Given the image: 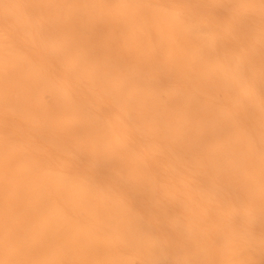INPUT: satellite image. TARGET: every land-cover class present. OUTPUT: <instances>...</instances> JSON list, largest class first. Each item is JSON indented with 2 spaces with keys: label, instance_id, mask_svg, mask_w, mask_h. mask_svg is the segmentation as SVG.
<instances>
[{
  "label": "snow or ice",
  "instance_id": "snow-or-ice-1",
  "mask_svg": "<svg viewBox=\"0 0 264 264\" xmlns=\"http://www.w3.org/2000/svg\"><path fill=\"white\" fill-rule=\"evenodd\" d=\"M24 7L22 33L10 14L0 24V48L47 53L77 81L75 110L48 111L38 87L47 78L37 70L22 88L15 63L0 60V264H159L156 256L172 247L183 250L173 264H254L237 258V246H264V0H27ZM106 19L125 23L109 28L98 49L85 29L94 33ZM151 25V42L137 40ZM45 87L59 105L54 82ZM50 122L61 135H47ZM97 164L110 177L98 175ZM56 167L107 195L108 227L41 225L25 210L31 170ZM133 188L151 197L147 219L128 211ZM186 190L197 220L179 206ZM257 206L258 234L240 229ZM202 253L217 258H194Z\"/></svg>",
  "mask_w": 264,
  "mask_h": 264
},
{
  "label": "bare ground",
  "instance_id": "bare-ground-1",
  "mask_svg": "<svg viewBox=\"0 0 264 264\" xmlns=\"http://www.w3.org/2000/svg\"><path fill=\"white\" fill-rule=\"evenodd\" d=\"M6 2L17 5L11 9L0 7V24L10 14L12 19L17 22L18 31L22 33L27 12L24 4L27 0H6ZM197 2L207 4L211 3L212 0H197ZM124 23V20L106 19L97 26L94 33H87V29H85V40L95 44L98 49L102 48L104 41L107 39L106 31L113 26L123 25ZM155 34L156 27L151 25L147 26L145 32L136 33L135 35L137 40L149 43ZM3 59H11L15 63L20 74L22 88L27 85L29 77L37 70L47 78L42 80L38 87L47 92L45 104L48 111L62 110L65 113H72L75 110L73 93L77 81L71 74L58 71L51 63L47 53L31 46L26 47L24 53H17L8 48H0V60ZM57 64H59V61H57ZM48 81L54 82L62 96L59 105L52 90L45 87ZM34 87L37 86L34 85ZM21 100L22 102L25 101L23 95ZM25 119H30V116L25 114ZM61 133V128L55 122H50L47 135L57 137ZM94 170L101 177L107 178L111 175L108 167L104 164L95 165ZM126 195L127 208L130 214L140 215L145 219L151 216L153 212L152 200L145 189L133 188ZM178 197L179 206L184 217L191 220L199 219L200 210L195 205L192 195L186 190L178 193ZM22 198L25 210L41 225L49 219H55L57 223H69L75 228H87L91 231L103 230L109 226L105 211L107 195L93 190L82 183L75 175L64 172L58 167L53 168L51 171L39 168L32 169L29 181L23 189ZM238 226L242 230H253L258 234L260 229L258 206L255 215L250 218H241ZM182 254V249L172 247L163 254H158L156 259L159 264H173L175 260L182 257ZM194 258L210 260L217 257L202 253L194 256ZM237 258L250 259L254 261V264H264V246H261L258 242L241 243L237 246Z\"/></svg>",
  "mask_w": 264,
  "mask_h": 264
}]
</instances>
